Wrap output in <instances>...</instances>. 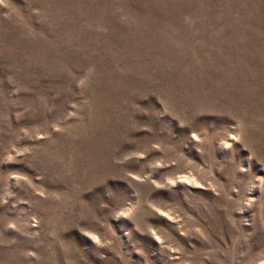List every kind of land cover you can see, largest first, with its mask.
I'll list each match as a JSON object with an SVG mask.
<instances>
[{"label": "rangeland", "instance_id": "rangeland-1", "mask_svg": "<svg viewBox=\"0 0 264 264\" xmlns=\"http://www.w3.org/2000/svg\"><path fill=\"white\" fill-rule=\"evenodd\" d=\"M0 264H264V0H0Z\"/></svg>", "mask_w": 264, "mask_h": 264}]
</instances>
